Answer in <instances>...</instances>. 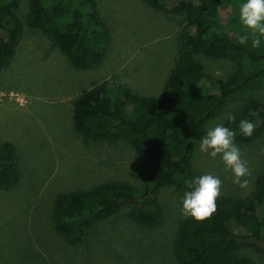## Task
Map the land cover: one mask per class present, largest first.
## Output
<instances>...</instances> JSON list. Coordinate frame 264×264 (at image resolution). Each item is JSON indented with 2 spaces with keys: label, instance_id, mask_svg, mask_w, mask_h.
<instances>
[{
  "label": "trees",
  "instance_id": "1",
  "mask_svg": "<svg viewBox=\"0 0 264 264\" xmlns=\"http://www.w3.org/2000/svg\"><path fill=\"white\" fill-rule=\"evenodd\" d=\"M142 1L183 22L171 38L174 56L164 94L146 93L137 82L97 80L73 99L71 120L74 131L84 138L108 143L123 140L159 165L140 187L108 180L55 193L53 228L70 247L82 245L124 204L131 206L128 215L133 223L146 229L158 227L163 188L174 185L185 191V180L199 176L192 167L195 142L205 134L219 105L242 102L233 114L235 120L225 121L239 147L264 134V102L255 97L264 83V41L252 47L253 34L238 23L241 0ZM100 2L57 0L49 6L47 0H30L25 23L40 30L75 69H97L106 62L113 44V29ZM19 6L20 0H0V72L12 64L21 44ZM239 35L248 36L245 44L238 43ZM198 53L230 58L236 70L227 81H213ZM241 119L253 123L251 136L239 132ZM21 161L13 142L0 144V188L12 190L24 181ZM215 205L210 216L202 220L185 216L178 224L175 260L178 264H253L239 252L250 244L264 250V160L249 196H221Z\"/></svg>",
  "mask_w": 264,
  "mask_h": 264
},
{
  "label": "rangeland",
  "instance_id": "2",
  "mask_svg": "<svg viewBox=\"0 0 264 264\" xmlns=\"http://www.w3.org/2000/svg\"><path fill=\"white\" fill-rule=\"evenodd\" d=\"M100 1L113 29V44L103 66L85 71L75 69L40 30L25 23L30 0H20L16 9L23 22L22 37L14 61L0 72V144L10 141L19 149L25 177L22 171L24 181L18 187L0 188V264H178L173 248L185 217L184 191L174 185L161 191L162 220L156 228L133 223L130 204L101 222L80 246H68L53 228L51 199L58 191L108 180L140 187L159 165L123 140L94 142L79 135L71 120L72 103L81 89L102 79L137 82L146 93L163 95L174 56L171 38L182 19L142 0ZM55 3L47 0L49 6ZM197 59L213 81H227L236 70L230 58L198 53ZM255 97L264 102V83ZM241 107L240 100L219 105L206 129L225 126L226 114ZM198 143L192 167L198 175L211 173L221 180L217 198L249 196L263 171L264 134L246 147L234 142L247 162L248 175L240 178L247 181L243 187L233 182L219 154L213 158L200 152ZM239 254L253 264H264V250L256 245L244 246Z\"/></svg>",
  "mask_w": 264,
  "mask_h": 264
},
{
  "label": "clouds",
  "instance_id": "3",
  "mask_svg": "<svg viewBox=\"0 0 264 264\" xmlns=\"http://www.w3.org/2000/svg\"><path fill=\"white\" fill-rule=\"evenodd\" d=\"M238 23L245 30L253 34L252 47H259L264 41V0H241L238 4ZM247 35H239L237 41L245 44ZM228 121L235 117L228 113L225 117ZM253 123L247 119L239 121V132L243 136H251ZM234 131L222 123L208 128L205 134L199 138L198 149L202 153L215 158L218 154L227 169L233 174V182L241 187L247 184L242 181V176L248 175L247 162L241 159L240 150L234 143ZM221 180L211 173L193 176L185 180L187 190L181 198V214L190 216L196 220H202L215 211V200L220 194Z\"/></svg>",
  "mask_w": 264,
  "mask_h": 264
}]
</instances>
